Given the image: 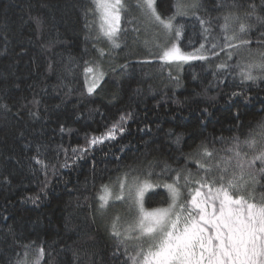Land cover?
Instances as JSON below:
<instances>
[{"label": "trees", "instance_id": "16d2710c", "mask_svg": "<svg viewBox=\"0 0 264 264\" xmlns=\"http://www.w3.org/2000/svg\"><path fill=\"white\" fill-rule=\"evenodd\" d=\"M156 2L163 16L176 12L178 0ZM91 7V0H0V264L23 259L25 245H31L29 264L36 247L44 249L41 264H123V247L119 259L113 255V218L103 219L98 210L101 186L150 166L151 179L159 175L165 183L171 182L161 172L165 164L186 168L194 178L197 160L223 164L221 157H231L234 166L237 158L227 151L233 138L243 141L264 123V80L241 84L234 67L264 51V0H199V7L176 16L183 51L206 43L197 17L211 22L209 40L220 39L225 16L234 18L229 32H238L240 22L251 25L242 34L250 43L229 49L231 59L220 52L184 65L162 61L160 50L152 51L147 38L132 31V18L139 31L151 25L137 11L122 16L120 47L106 45ZM95 61L106 73L89 94L85 69ZM220 63L228 67L218 69ZM128 114L123 134L77 158L90 139ZM201 144L212 158L200 156ZM38 147L46 171L33 159ZM244 151L251 160L254 153ZM261 166L256 161L253 167L258 173ZM248 188L259 200L264 176L257 174ZM37 194L35 203L28 199ZM169 202L163 187L146 197L147 208Z\"/></svg>", "mask_w": 264, "mask_h": 264}, {"label": "snow or ice", "instance_id": "6c2138e0", "mask_svg": "<svg viewBox=\"0 0 264 264\" xmlns=\"http://www.w3.org/2000/svg\"><path fill=\"white\" fill-rule=\"evenodd\" d=\"M91 3L93 7L88 11L99 21V33L108 40L112 48L120 47L117 37L121 32L122 16L127 13L137 11L145 20L157 25L168 38L161 47L160 55V59L167 63L209 61L220 52H225L231 59L233 53L229 49L250 43L242 34L251 25L240 22L238 32H229L234 19L231 15L224 17L219 40L216 37L208 39L212 35L211 22L197 17L203 27L207 46L206 43H200L192 51H183L179 43L183 25L174 24V21L177 15H186L189 6L179 0L176 12L168 16H163L158 11L156 0H135L134 5L127 3V0H91ZM190 7H199V0H193ZM254 14L253 8V12L248 15ZM134 19H129L128 23L133 24L132 31L138 33ZM237 40L238 44L233 43ZM157 47H160L159 43ZM98 51L102 57L104 50ZM122 67L126 68L127 65ZM226 67L228 65L225 63L217 65L218 69ZM234 67L239 70L241 84L264 80V51L259 52V59H251L246 63L237 62ZM85 72L92 74L88 86V93L92 94L100 86L105 73L99 64L87 67ZM33 103L38 104L39 101L34 100ZM4 107L7 108V105ZM129 118L130 114L121 115L106 133L90 139L88 147L82 149L77 158H81L88 148L103 144L105 140H115L117 133L123 134L124 124ZM177 140L179 142V137ZM245 148L254 153L251 160H247L248 152L244 151ZM198 149L200 156L213 157V151L207 145L201 144ZM227 151L237 158L234 166L231 157H221L225 161L223 164L220 161L213 164L197 160L199 171L195 176L198 178H194V174L186 168L172 169L165 164L161 172L171 178L170 183L163 182L159 175L153 181L150 166L143 173H136L135 170L123 173L118 177L116 191L110 185H102L97 196L99 211L106 212L116 202H121L130 212L135 213L123 231L118 227L120 215L117 213L113 217L110 225V235L116 244L113 255L119 259V249L123 247V264H264V196L256 200L248 188L250 181L256 182L257 174L264 176V123L259 125L257 133H250L243 141L234 137L233 144ZM39 156L38 147L37 156L33 159L46 171L48 165ZM256 161H260L262 165L258 173L253 167ZM67 166L66 157L63 167ZM159 187H163L168 193V207L147 210L146 193ZM185 191L188 197L182 199ZM28 199L35 203L40 196L37 194ZM29 248L31 245H25L24 258L18 259L15 264H29ZM35 251L36 256L31 264H41L44 249L36 247Z\"/></svg>", "mask_w": 264, "mask_h": 264}, {"label": "rangeland", "instance_id": "374dc122", "mask_svg": "<svg viewBox=\"0 0 264 264\" xmlns=\"http://www.w3.org/2000/svg\"><path fill=\"white\" fill-rule=\"evenodd\" d=\"M179 2L184 4V5H188L189 7L187 8V11H189V9L191 7L189 5L188 0H179ZM149 23L151 25H149L148 27H147V25L142 26L141 30L139 32H141L144 35V37L147 38L146 42H147L148 45L151 46L152 51L160 50V55H161V47H163V45L165 44V42L167 41L168 38L164 34V32L157 25H154L151 22H149ZM98 24H99V21L96 20V18H95V25H96V28H97V36H98V38L100 40H103L106 43V45H107V43H109V42H108V40L106 38H104V37H102L100 35ZM157 43H159L160 47H157ZM174 62H176V61H174ZM189 62H191V61H189ZM189 62H177V63H180V65H184V64L189 63ZM97 64H99L101 70L104 73H106V71L104 70V67H103V65L101 64L100 61H95L94 63L88 65L87 67H89V66L95 67V65H97ZM91 78H92V74L85 72V82H86L87 89H88L89 84L91 83ZM117 180L118 179H116V180L112 181L111 183L107 184V185L112 186L114 191L118 190ZM150 191L151 190H149L146 193V195H145V208L147 210L154 209V208H147L146 207V197H147V195H148V193ZM166 207H168V205L167 206H163V207H156V208H166ZM112 209H114V210H112ZM117 213L121 217V219L119 221V224H118V227L120 228L121 231H123L124 228H126L127 225L131 222V220H132L133 216L135 215V213L134 212H130L128 210V208L125 205H123L121 202H116L114 205L109 207V209L106 212H101L100 215H101V217L103 219L106 218V220H107V218H113Z\"/></svg>", "mask_w": 264, "mask_h": 264}]
</instances>
